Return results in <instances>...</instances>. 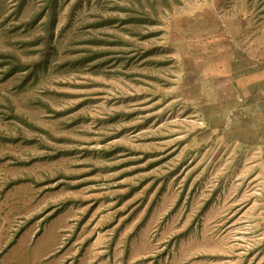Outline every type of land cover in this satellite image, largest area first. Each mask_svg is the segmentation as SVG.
I'll list each match as a JSON object with an SVG mask.
<instances>
[{
    "label": "rangeland",
    "instance_id": "obj_1",
    "mask_svg": "<svg viewBox=\"0 0 264 264\" xmlns=\"http://www.w3.org/2000/svg\"><path fill=\"white\" fill-rule=\"evenodd\" d=\"M231 43L239 62L264 52V0H0V264L47 250L61 208L132 206L154 172L225 171L231 156L202 163L190 142L192 72Z\"/></svg>",
    "mask_w": 264,
    "mask_h": 264
},
{
    "label": "crops",
    "instance_id": "obj_2",
    "mask_svg": "<svg viewBox=\"0 0 264 264\" xmlns=\"http://www.w3.org/2000/svg\"><path fill=\"white\" fill-rule=\"evenodd\" d=\"M228 47L224 65L203 61L192 72L204 128L190 141L201 143L202 163L231 156L225 171L154 172L132 206L61 208L40 233L48 249L23 248L15 264H264V52L249 44L239 62L232 53L240 46ZM150 227L161 229L149 250Z\"/></svg>",
    "mask_w": 264,
    "mask_h": 264
},
{
    "label": "built area",
    "instance_id": "obj_3",
    "mask_svg": "<svg viewBox=\"0 0 264 264\" xmlns=\"http://www.w3.org/2000/svg\"><path fill=\"white\" fill-rule=\"evenodd\" d=\"M254 192L256 193V195H260L261 194V189L259 188V186L255 188ZM246 247L250 248L251 244L247 245Z\"/></svg>",
    "mask_w": 264,
    "mask_h": 264
}]
</instances>
